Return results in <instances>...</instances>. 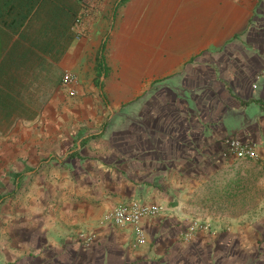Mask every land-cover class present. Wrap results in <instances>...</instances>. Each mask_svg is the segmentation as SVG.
<instances>
[{
	"label": "crops",
	"instance_id": "1",
	"mask_svg": "<svg viewBox=\"0 0 264 264\" xmlns=\"http://www.w3.org/2000/svg\"><path fill=\"white\" fill-rule=\"evenodd\" d=\"M119 1L77 26L82 0H0V162L25 164L32 131L52 163L37 201L25 174H6L0 264H264V219L234 230L238 200L224 196L239 174L222 144L252 143L264 160V0ZM130 201L158 208L136 247L130 226L100 224ZM192 222L216 235L183 240Z\"/></svg>",
	"mask_w": 264,
	"mask_h": 264
},
{
	"label": "rangeland",
	"instance_id": "2",
	"mask_svg": "<svg viewBox=\"0 0 264 264\" xmlns=\"http://www.w3.org/2000/svg\"><path fill=\"white\" fill-rule=\"evenodd\" d=\"M18 133L19 132H13L14 139H16ZM25 138L29 140H32V139L35 140V142L33 143L34 148L31 150V148L25 147V164H23L24 162L21 159H19V163H16V165L5 163V162H2V163L0 162V178L2 180V182L0 181V186L7 187L6 188L7 190L6 189L3 190L5 192L3 193V195L10 197L11 195L9 196V194L13 192L14 186L12 183V179L7 177L6 174H15L16 172L25 174V178L22 180L23 183L22 184L20 183L19 187H23V184L25 183V199L30 198L31 200L37 201L38 200L37 195H34V193H32V192H35L33 188H36L39 186L37 184L39 180L38 177L42 178V182H43V177L40 175L41 174L40 172L43 169L44 170L48 169L49 171H51L50 169L52 168H50L51 167L50 164L52 163L44 162V160H46V155L42 157L41 154L44 151H42L43 149L41 147H37L38 137L35 133H33L32 131H29V132L25 131ZM31 152L33 155H31ZM236 160L237 161L235 163V166L232 167L231 172H228V174H239L238 176L239 181L237 184V187L239 188V192L236 195L224 196V198L226 199L227 203H229L230 200L232 201L235 199L238 200V207L236 208V210H232L230 213L232 215H236L237 219L241 220L242 223H238L239 225L235 227L234 230L235 232H237V234L240 232H242L241 234H246V233L248 234L249 231L247 230H249V227L247 228V226L244 224L246 220L254 219V221L256 222L259 219L260 220L264 219V160L263 158H259L257 154L255 158L251 160H238V159ZM28 190H30L31 193H28ZM15 198L17 197L15 196ZM125 203H129V202H125ZM115 207L107 211L101 217L100 224L104 223V224L112 226L110 223H107L105 221V217ZM216 211L219 212V210H216ZM252 229L255 230L256 228H252ZM258 231L256 232L257 234H258ZM197 232L206 233L208 236H215L217 231H215L213 227H210L206 224L192 222L189 224V226H187L185 231L182 233L181 237L183 238V240L188 241L192 239L193 237H195V234ZM76 236L78 238V241L82 240L81 241L82 244H84L86 241H88L91 238L90 236L83 234V233H78ZM136 246H139V245H136ZM136 246H134L133 243L131 242V247H136ZM259 246L260 244L258 245V247ZM227 251H229V249ZM227 254L225 256L223 255V253L221 254L222 255L221 260H220L221 264H229V257ZM246 261L247 263H250V261L252 260L249 258ZM259 261H263V259H259Z\"/></svg>",
	"mask_w": 264,
	"mask_h": 264
},
{
	"label": "built area",
	"instance_id": "3",
	"mask_svg": "<svg viewBox=\"0 0 264 264\" xmlns=\"http://www.w3.org/2000/svg\"><path fill=\"white\" fill-rule=\"evenodd\" d=\"M82 14L77 18L74 25L80 26L84 17L95 14L98 0H82ZM75 84V77L69 72H63L60 85L66 89L68 96H73L72 86ZM224 156L238 160H251L255 158L254 145L249 142H241L234 137H225L222 140ZM158 213V208L154 206H144L135 201L118 204L106 217L105 221L114 227L130 226L132 229L134 246L140 245L144 241L140 229V221L145 216H154Z\"/></svg>",
	"mask_w": 264,
	"mask_h": 264
},
{
	"label": "trees",
	"instance_id": "4",
	"mask_svg": "<svg viewBox=\"0 0 264 264\" xmlns=\"http://www.w3.org/2000/svg\"><path fill=\"white\" fill-rule=\"evenodd\" d=\"M124 1H126V0H120L119 1V4H121V3H123ZM82 6L81 5H79V7H78V14H77V17H73L72 16V20H71V23L72 24H74L75 23V21L77 20V18L78 17H80V15L82 14ZM101 51H102V47H100V49H99V54L101 53ZM95 70H96V74H97V79H98V77H100L101 75H103L104 74V71H105V68H104V66H103V62H102V57L101 56H98L97 58H96V66H95ZM63 74V73H62ZM61 78H62V76H61ZM96 82V85H98L99 84V82H98V80H96L95 81ZM7 117H9V115H6V114H2V115H0V118L1 119H3V118H7ZM19 176V174H17V177Z\"/></svg>",
	"mask_w": 264,
	"mask_h": 264
}]
</instances>
